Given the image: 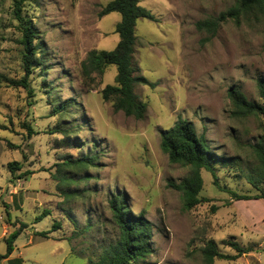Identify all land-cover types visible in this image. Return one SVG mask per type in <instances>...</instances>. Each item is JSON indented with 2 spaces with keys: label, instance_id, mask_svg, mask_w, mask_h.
Segmentation results:
<instances>
[{
  "label": "rangeland",
  "instance_id": "obj_1",
  "mask_svg": "<svg viewBox=\"0 0 264 264\" xmlns=\"http://www.w3.org/2000/svg\"><path fill=\"white\" fill-rule=\"evenodd\" d=\"M110 1L25 0L22 16L39 31L42 57L29 77L31 94L12 83L25 76L22 32L15 0H0V235L6 222L12 224L8 237L27 225L13 245L23 264H88L118 239L109 199L120 194L152 225L153 252L133 264H206L205 243L214 239L234 254L222 244L231 236L254 250L213 264H264V198H233L264 193L254 149L264 136V116H233L228 94L239 86L264 105L257 86L264 78V20L228 21L211 37L196 23L236 0H141L156 20L137 21L133 65L135 75L156 86L136 84L147 104L137 119L102 97L105 86L116 84L115 65L91 78L82 71L90 51H111L119 42L121 14L99 15ZM66 101L67 110L54 114ZM178 117L204 133L221 157L213 171L201 170L203 202L190 210L170 182H180L191 168L170 163L160 145L161 130ZM84 157L92 159L87 166L79 165ZM67 160L72 164L62 165ZM14 161L19 169L12 174ZM45 210L50 214L36 221ZM55 222L59 229L38 234ZM0 245L6 248V241Z\"/></svg>",
  "mask_w": 264,
  "mask_h": 264
},
{
  "label": "trees",
  "instance_id": "obj_2",
  "mask_svg": "<svg viewBox=\"0 0 264 264\" xmlns=\"http://www.w3.org/2000/svg\"><path fill=\"white\" fill-rule=\"evenodd\" d=\"M25 0H15L14 16L20 22L22 49V65L25 76L13 81L17 86H22L33 93L29 77L35 68L42 66L40 47L37 43L39 31L37 27L22 16L23 4ZM118 12L121 20L116 25V32L120 39L117 46L111 50H92L87 58L82 62L83 74L91 78L93 74L102 75L110 65L117 67L116 84L107 85L102 90V97L106 101H112L116 112H123L126 116H133L142 119L147 110V104L140 101L135 93L136 84L149 85L155 87L156 83L150 82L146 77L135 75L136 69L133 65V57L136 43V25L139 19L145 18L155 21L154 14L141 5V0H112L104 6L99 15L103 17L109 13ZM252 16L264 20V0H236L235 4L217 16L200 20L196 27L200 31H205L214 36L218 29L228 21L240 23L244 17ZM258 91L261 98H264V78L257 81ZM229 97L233 104L232 115L235 117H246L248 115H263L264 105L247 98L239 86H232L228 90ZM66 103V104H65ZM55 106L54 114H63L69 105V101ZM29 134H35L34 129L27 125ZM161 149L168 155L172 164L189 166L191 173L180 182H170V185L183 193L184 208L190 210L201 204L203 199L200 192L203 187V168L213 171V163L219 162L221 157L211 147L205 134H198L194 124L182 117H178L175 124L169 128L161 130ZM255 153L264 169V136L254 145ZM92 159L84 157L79 165L87 166ZM71 161H66L62 165H71ZM9 168L14 174L19 169L17 161L9 163ZM30 172L25 173L30 174ZM236 200H251L264 198V193L257 196L241 195L234 193ZM109 206L112 212L114 223L119 229L118 239L102 247V251L97 260H90L88 264H133L140 259H145L153 252L152 247V225L143 213L134 214L128 206L125 196L120 194L112 195L109 199ZM50 211L45 210L37 217L38 221ZM27 227L22 224L6 239L7 253L9 256L13 252V245L16 238ZM61 227L60 222H55L52 229L40 231L38 234L47 237L49 233ZM222 244L235 250L234 254L223 252L219 244L214 239H209L202 248V254L206 264H213L215 260L234 261L243 255L251 253L252 247H245L237 241L235 236L223 239ZM264 251V248H263Z\"/></svg>",
  "mask_w": 264,
  "mask_h": 264
},
{
  "label": "crops",
  "instance_id": "obj_3",
  "mask_svg": "<svg viewBox=\"0 0 264 264\" xmlns=\"http://www.w3.org/2000/svg\"><path fill=\"white\" fill-rule=\"evenodd\" d=\"M260 221L264 224V216ZM11 227L12 224L10 222L4 223L0 239L6 241L8 235L10 234ZM6 253L7 246L5 248L3 245H0V264H23V258H21L20 256H15L14 252H12L9 256H4Z\"/></svg>",
  "mask_w": 264,
  "mask_h": 264
}]
</instances>
